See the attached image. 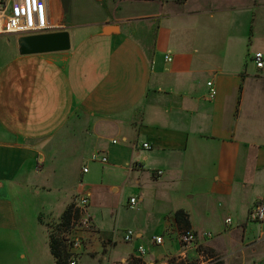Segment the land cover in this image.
<instances>
[{
  "label": "crops",
  "instance_id": "1",
  "mask_svg": "<svg viewBox=\"0 0 264 264\" xmlns=\"http://www.w3.org/2000/svg\"><path fill=\"white\" fill-rule=\"evenodd\" d=\"M46 1L56 29L0 42L16 64L0 68V264L47 259L46 224L81 197L91 224L69 234L81 241L76 264H264V225L247 218L264 203V67L249 52L254 37L247 45L206 29L219 17L223 30L229 19L238 24L241 12L264 28V0ZM52 33L66 34L67 48L27 39ZM93 153L107 163L90 161ZM55 180L65 193L46 217L18 215V188L50 191ZM111 193L128 210L112 206ZM174 210L187 214L194 243L180 241ZM37 228L44 247L32 245Z\"/></svg>",
  "mask_w": 264,
  "mask_h": 264
},
{
  "label": "built area",
  "instance_id": "2",
  "mask_svg": "<svg viewBox=\"0 0 264 264\" xmlns=\"http://www.w3.org/2000/svg\"><path fill=\"white\" fill-rule=\"evenodd\" d=\"M57 26L51 21V15L47 6L46 0H0V35H14V34H40L56 29ZM167 61H170L168 57H165ZM253 62L257 68L264 67V58L260 52L253 55ZM209 87V98L213 99L216 95V90L212 86L211 82L207 83ZM116 141H113L115 143ZM143 148L149 149V145L144 143ZM90 161H98L100 163H107V158L99 153H93L89 157ZM38 169L41 168V164H38ZM83 172H87L84 168ZM161 171L154 173L155 177H160ZM77 207L82 210L81 217L79 218L76 227L81 229H88L90 227V217L86 212L88 206L87 197H81L76 203ZM136 205V198L129 199V207L133 208ZM248 221L258 225H264V203L261 201L254 204L251 210L248 212ZM225 224L230 225L231 220L226 219ZM133 231L127 230L124 234V241L129 242L133 238ZM210 236V235H208ZM180 241L189 245L195 242L196 237L190 231H185L180 235ZM152 242L155 245H160L162 239L159 236L153 237ZM67 245L73 255L69 260V264H76L74 253L81 248V241L79 238H72L68 235ZM138 255L140 257L145 255V249L143 247L137 248Z\"/></svg>",
  "mask_w": 264,
  "mask_h": 264
},
{
  "label": "rangeland",
  "instance_id": "3",
  "mask_svg": "<svg viewBox=\"0 0 264 264\" xmlns=\"http://www.w3.org/2000/svg\"><path fill=\"white\" fill-rule=\"evenodd\" d=\"M241 13H238V15L236 14L237 17H238L237 18L238 22H239L238 24H232V22L229 19V21H227V24L225 25L224 30H223L222 26H223L224 20H223V18L219 17L218 20H216V23H215L214 20H210L209 22L207 21L209 23V25L207 26L206 29H208V32H209L210 35L214 34L215 31H217V30H219L220 34H221V31H222V33H224V35H226L228 37H235V36L242 35L243 37H246L247 45L249 43L248 40L252 36L256 40L254 41L252 48L249 49L250 50L249 52H251V50H252V52L259 51L261 54L264 55V43H262V40L264 41V28H261L258 24L252 25V27H249L247 25V18L249 16V14L245 13L243 15V18H242V16H240ZM242 19H243V21H242ZM9 36L10 35L0 36V42L3 44V41L5 40V37H9ZM3 47L4 48L2 49V51H0V68L5 67L6 70H8L10 68L16 67V64H11V60L13 58L9 54V50L6 49V45L3 46ZM248 54H250V53H248ZM245 61H246V59H245ZM246 62H247V65L249 66V68L253 67V64L249 61V58L247 59ZM4 78H5L4 76L1 77L2 80ZM92 165H94V164H92ZM92 165H91V167H94ZM44 173H47V169H46V172L44 171ZM47 174L50 175V173H47ZM57 181L58 180H55L54 182H51L56 187H51L50 191H48V189L41 188L40 186H34L32 191L29 188H18L17 189L18 190L17 194H13V197H15L17 199V203H18L16 205L17 206V210H18L17 211L18 215L21 216L22 214H24L25 217L29 221L30 220H36L37 217H46L49 204L52 203L53 200L56 201V198H58L57 195L59 193H62V194L65 193V189H59L60 187H57V185H58ZM66 192H67L66 196H68L69 191L66 190ZM106 196L110 197L111 200L114 202L112 204V206H118L119 205V206L123 207V209L128 210L127 209V204H128L127 199L125 197H123V195L121 193H119V194L111 193V194H108ZM71 203H75L76 204V202H74V201H72ZM131 213H135V211H133ZM175 213H176L175 210L172 211V214L168 215V217H170L172 219H175L174 218ZM57 220L56 221L54 220L52 222H48L46 224V226L49 225V224L53 225L54 223L57 222ZM27 225H28V228H29V223H27ZM76 225H77V223L75 224V227H76ZM106 225H107V228H110V229L113 228L112 227L113 223H112V220H111L110 213L107 216V224ZM75 227H73L72 230H74ZM37 229L39 230V228H37ZM25 230H27V234H28L27 236H29V230L27 228ZM182 230H184V229H180L179 228V237H180V231H182ZM42 231H44L43 228L41 230H39V233H36L34 235V238H41L40 241L36 240V241L33 242L32 245H34V246L36 245L35 247H44L45 246V239L43 238V232ZM117 233H118V235H123L122 228H118ZM23 236H24V232H23ZM23 236L20 235L19 238H20V241H22V244L24 246H26V241H28L29 239H28L27 236L26 237H23ZM25 238H26V241H25ZM118 247H128V245L124 244L123 242H119ZM144 247H146V246H144ZM135 260L136 259H134V258L131 259L129 264H137V262ZM168 261L169 260H167L166 262H163V264H165V263L168 264ZM43 262H44V264H54V259H53V256L51 255V252H49V256H47V259H46L45 255H44L43 260H41V258L39 257V264H42ZM191 262L193 263L195 261L193 260ZM100 264H103V263L101 262ZM138 264H142V263L138 262Z\"/></svg>",
  "mask_w": 264,
  "mask_h": 264
},
{
  "label": "trees",
  "instance_id": "4",
  "mask_svg": "<svg viewBox=\"0 0 264 264\" xmlns=\"http://www.w3.org/2000/svg\"><path fill=\"white\" fill-rule=\"evenodd\" d=\"M82 214V210L77 207L75 203L69 204L64 211L61 213L57 222L53 225H47L48 234V245L50 248L51 255L54 259V264H69V260L72 259L73 255L67 245V236L71 233L73 227L79 220ZM175 222L180 229V235L189 230V223L187 219V214L181 210L177 211L174 215ZM138 264L141 261L139 259L135 260ZM210 264H222L220 261L211 260ZM214 261V262H213ZM168 264H197L196 262H190L184 260H177L172 258L168 261Z\"/></svg>",
  "mask_w": 264,
  "mask_h": 264
},
{
  "label": "water",
  "instance_id": "5",
  "mask_svg": "<svg viewBox=\"0 0 264 264\" xmlns=\"http://www.w3.org/2000/svg\"><path fill=\"white\" fill-rule=\"evenodd\" d=\"M66 34L62 33H52V34H45V35H37V36H32L27 39L29 41L33 42L35 47L39 45L41 48L43 47H66L67 48V42H66ZM65 39L66 43H63ZM62 44V45H61ZM65 44V45H63Z\"/></svg>",
  "mask_w": 264,
  "mask_h": 264
}]
</instances>
